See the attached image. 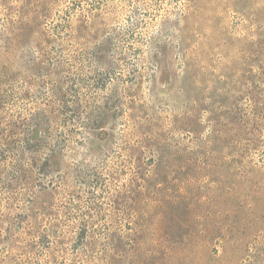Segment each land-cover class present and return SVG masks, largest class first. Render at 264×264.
<instances>
[{
    "label": "rangeland",
    "instance_id": "obj_1",
    "mask_svg": "<svg viewBox=\"0 0 264 264\" xmlns=\"http://www.w3.org/2000/svg\"><path fill=\"white\" fill-rule=\"evenodd\" d=\"M0 264H264V0H0Z\"/></svg>",
    "mask_w": 264,
    "mask_h": 264
},
{
    "label": "trees",
    "instance_id": "obj_2",
    "mask_svg": "<svg viewBox=\"0 0 264 264\" xmlns=\"http://www.w3.org/2000/svg\"><path fill=\"white\" fill-rule=\"evenodd\" d=\"M73 104H75L73 102ZM76 105V104H75ZM68 109V108H67ZM45 125V126H44ZM41 126V130L44 133V127L47 126V128L50 126V116L47 117V123L45 122L44 124L41 122V124L39 125ZM46 133V132H45ZM45 140V139H44ZM24 143V147L26 150H29L33 155H37L38 151L40 149H42L43 147H46L44 145V141L43 140H38V141H32V139L27 138L26 141H23Z\"/></svg>",
    "mask_w": 264,
    "mask_h": 264
}]
</instances>
